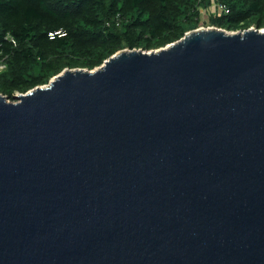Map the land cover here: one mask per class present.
<instances>
[{"label": "water", "instance_id": "water-1", "mask_svg": "<svg viewBox=\"0 0 264 264\" xmlns=\"http://www.w3.org/2000/svg\"><path fill=\"white\" fill-rule=\"evenodd\" d=\"M0 93V264H264V28L198 27Z\"/></svg>", "mask_w": 264, "mask_h": 264}, {"label": "trees", "instance_id": "trees-1", "mask_svg": "<svg viewBox=\"0 0 264 264\" xmlns=\"http://www.w3.org/2000/svg\"><path fill=\"white\" fill-rule=\"evenodd\" d=\"M203 12L229 31L264 28V0H0V93L15 99L66 68L164 47L198 28Z\"/></svg>", "mask_w": 264, "mask_h": 264}, {"label": "rangeland", "instance_id": "rangeland-1", "mask_svg": "<svg viewBox=\"0 0 264 264\" xmlns=\"http://www.w3.org/2000/svg\"><path fill=\"white\" fill-rule=\"evenodd\" d=\"M213 10L214 9V6L212 7ZM212 10V11H213ZM208 18H209V12H203V17H202V20H201V23H200V27H212V25H210V23L208 22ZM251 27H255V26H251ZM6 69V64L3 63V62H0V72L5 70ZM19 94V93H18ZM11 101H16L18 100V98H15V99H10Z\"/></svg>", "mask_w": 264, "mask_h": 264}, {"label": "built area", "instance_id": "built-area-1", "mask_svg": "<svg viewBox=\"0 0 264 264\" xmlns=\"http://www.w3.org/2000/svg\"><path fill=\"white\" fill-rule=\"evenodd\" d=\"M213 6H214L215 11H218V12H225V11L228 12L229 11L228 8L224 4H215L214 3Z\"/></svg>", "mask_w": 264, "mask_h": 264}]
</instances>
